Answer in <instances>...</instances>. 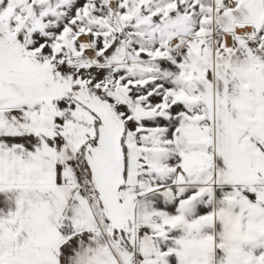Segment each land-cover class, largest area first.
<instances>
[{
	"label": "snow or ice",
	"instance_id": "snow-or-ice-1",
	"mask_svg": "<svg viewBox=\"0 0 264 264\" xmlns=\"http://www.w3.org/2000/svg\"><path fill=\"white\" fill-rule=\"evenodd\" d=\"M0 264H264V0H0Z\"/></svg>",
	"mask_w": 264,
	"mask_h": 264
}]
</instances>
